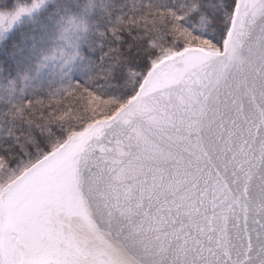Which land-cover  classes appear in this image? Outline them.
<instances>
[{
  "label": "snow or ice",
  "instance_id": "1",
  "mask_svg": "<svg viewBox=\"0 0 264 264\" xmlns=\"http://www.w3.org/2000/svg\"><path fill=\"white\" fill-rule=\"evenodd\" d=\"M0 264H264V0H0Z\"/></svg>",
  "mask_w": 264,
  "mask_h": 264
}]
</instances>
